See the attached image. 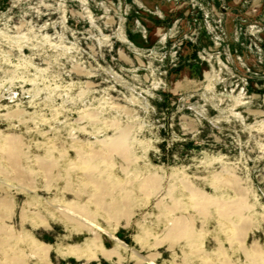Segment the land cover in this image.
Returning a JSON list of instances; mask_svg holds the SVG:
<instances>
[{"label": "rangeland", "instance_id": "rangeland-1", "mask_svg": "<svg viewBox=\"0 0 264 264\" xmlns=\"http://www.w3.org/2000/svg\"><path fill=\"white\" fill-rule=\"evenodd\" d=\"M0 264H264V0H0Z\"/></svg>", "mask_w": 264, "mask_h": 264}, {"label": "bare ground", "instance_id": "bare-ground-1", "mask_svg": "<svg viewBox=\"0 0 264 264\" xmlns=\"http://www.w3.org/2000/svg\"><path fill=\"white\" fill-rule=\"evenodd\" d=\"M72 250H73V248H72ZM71 250V252L73 253V254H78V251H72Z\"/></svg>", "mask_w": 264, "mask_h": 264}]
</instances>
